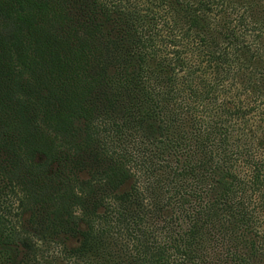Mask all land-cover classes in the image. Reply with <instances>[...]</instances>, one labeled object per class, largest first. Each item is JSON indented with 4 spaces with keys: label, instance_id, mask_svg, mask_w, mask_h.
Here are the masks:
<instances>
[{
    "label": "trees",
    "instance_id": "obj_1",
    "mask_svg": "<svg viewBox=\"0 0 264 264\" xmlns=\"http://www.w3.org/2000/svg\"><path fill=\"white\" fill-rule=\"evenodd\" d=\"M0 264H264V0H0Z\"/></svg>",
    "mask_w": 264,
    "mask_h": 264
}]
</instances>
